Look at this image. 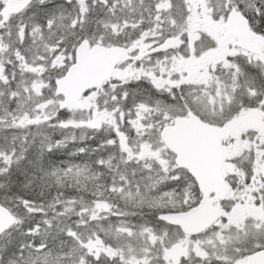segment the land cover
I'll list each match as a JSON object with an SVG mask.
<instances>
[{
	"label": "snow or ice",
	"instance_id": "obj_1",
	"mask_svg": "<svg viewBox=\"0 0 264 264\" xmlns=\"http://www.w3.org/2000/svg\"><path fill=\"white\" fill-rule=\"evenodd\" d=\"M0 264H264V0H0Z\"/></svg>",
	"mask_w": 264,
	"mask_h": 264
}]
</instances>
